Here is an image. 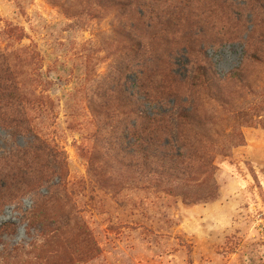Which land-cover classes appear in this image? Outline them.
I'll return each instance as SVG.
<instances>
[{
    "label": "rangeland",
    "instance_id": "rangeland-1",
    "mask_svg": "<svg viewBox=\"0 0 264 264\" xmlns=\"http://www.w3.org/2000/svg\"><path fill=\"white\" fill-rule=\"evenodd\" d=\"M0 80V264H264V0H0ZM168 110L183 190L129 167Z\"/></svg>",
    "mask_w": 264,
    "mask_h": 264
},
{
    "label": "trees",
    "instance_id": "trees-1",
    "mask_svg": "<svg viewBox=\"0 0 264 264\" xmlns=\"http://www.w3.org/2000/svg\"><path fill=\"white\" fill-rule=\"evenodd\" d=\"M111 3L122 11L125 0H111ZM131 16H134L135 21L138 22L137 24L134 23L131 25V30L135 33H140V18L135 13L131 14ZM126 39L128 41L126 50L128 49L129 52L137 56L141 48L136 41V37L130 38V36H126ZM2 82L3 81L0 80V103L10 101L13 97L12 92L14 91L10 87L11 83H7L6 86H3ZM156 86V90L160 91V85ZM124 101L126 102L127 100ZM125 114H133V112L129 111ZM137 114L141 121V126L132 134V141L128 142L132 147L133 153H129V157H132L129 167L136 169L147 178L158 180L159 184H164L165 187L170 190H183L184 188H189L197 184L198 180L196 179V175H199V173L193 171L190 166L187 165L190 158L186 152L183 151L185 150L184 145L180 143L177 137L179 131H184L190 126V124L183 122L181 112L179 110H168L163 114L165 118L157 121L146 114ZM17 117L20 118L19 127L23 130V135L30 139L33 138V140L36 141L38 135L33 131L27 119L25 120L23 115ZM38 148L48 149L44 146V143H41ZM26 169L28 170V168ZM37 173L39 174V172ZM6 182H9V180ZM5 184L6 183H4V185ZM5 186L10 187L11 185L6 184ZM0 189L5 188L2 186ZM6 197L7 199H12L11 194H7Z\"/></svg>",
    "mask_w": 264,
    "mask_h": 264
}]
</instances>
